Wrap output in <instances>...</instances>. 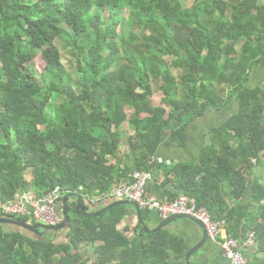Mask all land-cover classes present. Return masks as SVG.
<instances>
[{"label":"trees","instance_id":"16d2710c","mask_svg":"<svg viewBox=\"0 0 264 264\" xmlns=\"http://www.w3.org/2000/svg\"><path fill=\"white\" fill-rule=\"evenodd\" d=\"M194 5L0 0V200L21 190L40 196L59 188L62 196L78 193L96 204L129 170L157 169L160 147H182L195 119L225 112L236 101L237 110L207 133L199 157L170 168L172 178L165 177L159 189L169 202L180 195L193 199L212 220L225 221L236 239L247 241L252 234L264 253V182L253 172L264 161V78L251 81L264 67V2ZM57 41L74 54L75 80ZM38 54L46 67L35 74ZM154 89L163 107L153 105ZM125 122L136 133L126 143L130 167L121 171ZM129 208L91 217L71 205L67 244L0 225V264H186L181 237L165 229L132 236L128 227L120 230ZM141 215L148 224L152 216L144 210Z\"/></svg>","mask_w":264,"mask_h":264},{"label":"built area","instance_id":"2783aa9c","mask_svg":"<svg viewBox=\"0 0 264 264\" xmlns=\"http://www.w3.org/2000/svg\"><path fill=\"white\" fill-rule=\"evenodd\" d=\"M161 162V160H158V163ZM151 181V173L136 172L129 180L120 181L114 185L111 192L101 198V200L110 197L115 201L133 202L138 205L140 210L148 212L149 215L161 221L168 220L174 216H184L192 219L204 226L208 238L212 242L221 245L224 257L230 264H251L242 253L240 241L230 234L225 235V221L212 220L206 209L197 207L195 201L185 195H180L171 202L149 195L147 188ZM61 198L62 193L59 188H55L40 196L36 195L33 190H21L16 192L11 198L0 200V217L26 219L28 223H37L45 227H56L63 221Z\"/></svg>","mask_w":264,"mask_h":264},{"label":"crops","instance_id":"0c3cea01","mask_svg":"<svg viewBox=\"0 0 264 264\" xmlns=\"http://www.w3.org/2000/svg\"><path fill=\"white\" fill-rule=\"evenodd\" d=\"M128 112L131 114L133 110L131 108H127V114ZM208 114H215V113L208 112L203 117H199L195 119L189 125V127L186 130L187 138H186L185 144L182 147L177 145V143H172V144H168L165 146L163 145L160 147V149L157 152V156L154 160L156 161L161 160L162 162L160 163L161 165L157 167V169H155L152 172H149L152 174V181L149 183L148 188H147V192L149 195L154 196L157 199H160V200L162 199L163 201L169 202L167 200V192L164 193V191H162L161 188L159 189V185H161V183L165 180V177H169L170 179L172 178V174L169 175V172H168L170 168L175 167L179 163L193 162L199 157V155L201 154L202 148L208 143V139L206 137L207 133L209 132L211 128L218 126L216 123L213 126L206 128L205 131L201 132V119L208 116ZM124 124H126V126H128V129L130 130V133H129L130 137L134 136L136 133L135 128L129 126L127 122L122 124L121 129H120L122 133V144L118 150V157L121 158V162H120L121 164L119 165L121 171H124L125 168L130 167L128 165V162L125 160V157L132 156L126 144L128 138L130 137L127 136L128 132H127V129H125ZM197 125L198 127L196 128ZM124 147L126 149L122 151V148ZM136 172H140V171L135 170L131 172V170H129V172H127V176H125L122 181L129 180L131 176ZM143 172H146V171H143ZM253 172H255L256 175L260 173L261 180L262 182H264V164L263 163L260 168L258 167L254 168ZM173 178H174V174H173ZM251 187H252V183H250V188H249V192L247 196L248 198L251 195L250 194ZM82 198L85 201L88 200L87 198L83 196ZM97 201H98L96 202L97 205L99 204L107 205L109 203L115 202V200L110 197H108L105 200L97 199ZM229 203L230 204L234 203V201L232 200ZM130 210L131 211L127 213V215H125V217L122 219L121 223L119 224V229L122 231L126 227L129 228V232L126 233L127 236H132L133 234H135L133 230L137 224V218L133 214L132 208ZM148 216H151V215H148ZM160 222H161L160 219L151 217L150 221L148 222V226L150 229H154L157 227V225ZM12 229H16V228L12 227ZM164 229L166 230L168 234L181 237L183 239L185 246L187 247L186 253L192 248L198 246L199 243H201V241L204 238L198 226L187 219H180V220L174 221L173 223H171L169 226H167ZM67 232L68 230H62L60 232L49 234V235H53V242H55L56 244H67L69 242L67 238ZM224 233L225 235L228 234L227 230H225ZM48 236H46L45 238H47ZM64 238L66 239L65 242L62 241ZM237 240H239L241 243L242 253L250 261L251 264H264V261H263L264 253L258 251V247L255 244V240L252 234H250L249 239L247 241H243L242 238L237 239ZM191 262L192 264H230V262L224 257L221 245L219 243L212 242L210 239H208V242L191 258Z\"/></svg>","mask_w":264,"mask_h":264},{"label":"water","instance_id":"95a60500","mask_svg":"<svg viewBox=\"0 0 264 264\" xmlns=\"http://www.w3.org/2000/svg\"><path fill=\"white\" fill-rule=\"evenodd\" d=\"M74 205L75 210L80 212L84 216H91V217H98L101 214L107 212L111 208H114L116 206H129L133 210V214L137 218V224L133 230V232L136 234L139 232L141 233H146V234H151V233H157L160 230L166 228L169 226L171 223L174 221L180 220V219H187L194 223L195 225L198 226V228L201 230L202 235H203V240L201 243H199L198 246L192 248L185 254V263L186 264H192L191 258L208 242V234L205 231V228L202 224L199 222H196L192 219H189L184 216H174L169 218L168 220L161 221L156 228L150 229L148 224L143 220L142 215H141V210L133 202L129 201H115L113 203H109L107 205H97L91 200L85 201L81 195L79 194H67L62 196L61 198V215L63 217V221L60 225L56 227H45L43 225L39 224H30L27 222H24L19 219H13V218H3L0 217V225H5V226H11L15 227L17 230L20 231H25L26 233H29L31 235H35L41 239L45 238L48 234H53L60 232L62 230H69V212H70V206ZM60 213V212H59ZM141 228V229H140ZM140 229V230H138Z\"/></svg>","mask_w":264,"mask_h":264},{"label":"rangeland","instance_id":"374dc122","mask_svg":"<svg viewBox=\"0 0 264 264\" xmlns=\"http://www.w3.org/2000/svg\"><path fill=\"white\" fill-rule=\"evenodd\" d=\"M183 1H184V6L186 8H191V7L195 6L194 5L195 0H183ZM259 1L264 2V0H259ZM109 10H110L109 8H105V10L103 12L105 19H108V17H109V13H110ZM120 13H121L122 18L127 19L129 13L126 9L121 10ZM240 44L241 43H237L235 45L236 48H238L240 46ZM57 45L60 48L59 51L61 53L62 63L66 67L70 77L73 80L77 79L78 73L76 70V62H75V57H74L73 52L69 48H66L64 45V42H62V41H57ZM45 67H46L45 61L42 59L41 55L38 54L37 57L32 62V70L35 72V74H40L44 71ZM165 67L168 69L171 76L177 77L178 71L176 69H174L173 66H171L170 61L167 59H165ZM252 75H253V77H252L251 81H252V84H255L256 79H259V78L263 79L264 78V67L255 71ZM151 100H152V103L154 104V106L163 107V105L161 104V100H162L161 92L156 91L154 89V94L152 95ZM57 103H58V101L55 100V101L51 102V105L55 106V105H57ZM237 108H238V104L236 101H234L232 103V105L227 109V111L218 112L215 114H208V116L201 119V132L205 131L206 128L211 127L216 123H217V125L224 123L227 120V117H229L231 113L235 112L237 110ZM47 112L49 115L52 114V108L50 106L48 107ZM167 113H168V109H167ZM128 114H130V113L128 112ZM124 126L128 132V135L127 134L126 135L128 137H130V134H129L130 130L128 129V126H126V124H124ZM197 127H198V125L196 126V128ZM236 143H237V140H235L234 145H236ZM125 149H126L125 147L122 148V151H124ZM263 164H264V161H263ZM258 175H260V174H258ZM25 178L28 181H30L32 179V175L29 171L25 174ZM99 205H103V204H99ZM130 209L131 208H129V212L131 211ZM62 241L65 242L66 239L64 238Z\"/></svg>","mask_w":264,"mask_h":264}]
</instances>
